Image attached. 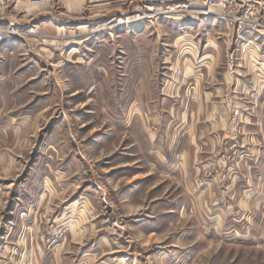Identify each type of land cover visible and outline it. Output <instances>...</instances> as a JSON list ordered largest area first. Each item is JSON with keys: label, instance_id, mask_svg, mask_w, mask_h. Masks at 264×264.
I'll return each mask as SVG.
<instances>
[{"label": "rangeland", "instance_id": "1", "mask_svg": "<svg viewBox=\"0 0 264 264\" xmlns=\"http://www.w3.org/2000/svg\"><path fill=\"white\" fill-rule=\"evenodd\" d=\"M0 25V264H264V0H12Z\"/></svg>", "mask_w": 264, "mask_h": 264}, {"label": "crops", "instance_id": "2", "mask_svg": "<svg viewBox=\"0 0 264 264\" xmlns=\"http://www.w3.org/2000/svg\"><path fill=\"white\" fill-rule=\"evenodd\" d=\"M18 40V38H16ZM17 40H12V39H6L2 43H0V63L2 64L4 62L3 57L4 55L6 56L7 54H12L14 49L17 47L18 42ZM0 64V65H1Z\"/></svg>", "mask_w": 264, "mask_h": 264}, {"label": "built area", "instance_id": "3", "mask_svg": "<svg viewBox=\"0 0 264 264\" xmlns=\"http://www.w3.org/2000/svg\"><path fill=\"white\" fill-rule=\"evenodd\" d=\"M12 2V0H0V11L7 6L8 4H10ZM8 33H11L8 29H4L1 25H0V43L3 42L6 38Z\"/></svg>", "mask_w": 264, "mask_h": 264}]
</instances>
